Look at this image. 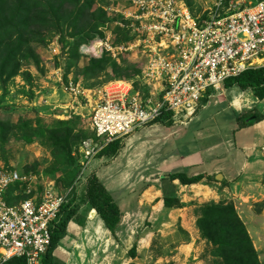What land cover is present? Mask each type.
I'll use <instances>...</instances> for the list:
<instances>
[{
	"label": "rangeland",
	"instance_id": "rangeland-1",
	"mask_svg": "<svg viewBox=\"0 0 264 264\" xmlns=\"http://www.w3.org/2000/svg\"><path fill=\"white\" fill-rule=\"evenodd\" d=\"M1 1L0 29L4 20L14 22L0 37V173L16 172L33 190L66 197L58 254L64 249L78 255L74 245H81L86 257L95 252L102 264H225L215 241L199 227L204 206L214 202L188 200L172 182L152 177L166 156L196 151L209 115H200L202 124L167 125L165 119L137 129L121 140L116 154L81 165L79 146L90 134L91 111L107 84L124 81L143 100L160 98L155 82L141 75L144 45L152 36L137 30L140 0H54L51 5L32 0L21 13L23 0ZM218 1L178 2L206 19ZM242 1L250 6L260 0ZM29 15L34 24L25 29L23 16ZM94 185L112 195L122 221L114 237H91L89 244L82 235L93 210L88 201ZM151 185L155 189L149 191ZM166 198L168 209L162 203Z\"/></svg>",
	"mask_w": 264,
	"mask_h": 264
},
{
	"label": "built area",
	"instance_id": "built-area-1",
	"mask_svg": "<svg viewBox=\"0 0 264 264\" xmlns=\"http://www.w3.org/2000/svg\"><path fill=\"white\" fill-rule=\"evenodd\" d=\"M178 1H139L137 30L152 36L144 45L141 75L155 82L160 98L143 100L124 81L107 84L91 111L90 134L79 146L83 167L165 114L186 126L204 100L223 94L227 80L264 68V0L250 6L219 0L206 19ZM28 181L16 172L0 173V264L20 258L40 264L66 204L64 195L38 192Z\"/></svg>",
	"mask_w": 264,
	"mask_h": 264
},
{
	"label": "crops",
	"instance_id": "crops-1",
	"mask_svg": "<svg viewBox=\"0 0 264 264\" xmlns=\"http://www.w3.org/2000/svg\"><path fill=\"white\" fill-rule=\"evenodd\" d=\"M236 89H227L223 95L209 99L198 111L199 116L193 118L192 121L202 124L203 116L200 119V115H209L205 118L207 123L202 124L203 130L209 132L207 135L203 130L202 135L198 133L197 141L201 145H197L196 151L182 150L166 156L153 168L152 177L161 180L173 173H186L190 178L205 176L195 185H181L174 181L172 188L185 191L183 197L188 200L198 197L215 204L232 205L264 262V99H257L249 91L239 93ZM210 114L216 119L218 116V121ZM250 116L251 120H258L248 123L249 120L245 119ZM153 189L154 185L148 187L149 191ZM88 220L82 236L89 244L93 242L91 237L97 236L101 240L107 237V233L111 235L94 210ZM74 248L78 255L64 249L58 254L56 249L54 264H60V261L66 264H102L96 259L95 252L86 257L83 246L74 245Z\"/></svg>",
	"mask_w": 264,
	"mask_h": 264
},
{
	"label": "trees",
	"instance_id": "trees-1",
	"mask_svg": "<svg viewBox=\"0 0 264 264\" xmlns=\"http://www.w3.org/2000/svg\"><path fill=\"white\" fill-rule=\"evenodd\" d=\"M27 1V0H26ZM23 0V6L19 7L17 11L22 7L25 8L26 5L32 0L27 2ZM36 1V0H33ZM54 0H48V4L51 5ZM4 3L0 0V4ZM35 9L37 4H35ZM34 11V10H32ZM31 12V10L28 11ZM27 11L23 10V15H26ZM31 14V13H30ZM30 16V15H29ZM0 20H3L2 12L0 11ZM34 20L31 16H23V28L28 29L29 26L33 25ZM7 22L6 28H11L14 19L4 20ZM2 21H0L1 25ZM45 23V22H43ZM5 27L0 29V37L6 33ZM225 89L237 88L240 91H249L257 99H264V68L257 70L250 69L239 75L238 77L231 78L227 80L224 84ZM134 92V91H133ZM160 97V95H159ZM204 100L203 103H206ZM165 119L169 120L167 125L172 123L170 114H165L160 117L155 123L162 122ZM251 116L247 117L245 120H249L248 123L253 120H258V118H253ZM121 140L111 143L103 152L99 154L98 157L106 154H116L120 148ZM205 176L188 177L186 173H173L162 180L165 181H178L181 185H195L202 181ZM89 205L96 211L99 219L103 222L104 227L111 233L114 237L118 231L121 221L122 214L119 206L114 201L112 195L107 192L101 185H94L92 189L89 190ZM12 200H9L11 202ZM66 205V204H65ZM62 208L61 213L65 210L66 206ZM163 205L165 209L171 207L170 198L163 200ZM210 203L204 206V211L202 214V220L199 221V227L203 232V235L209 239H213L217 245L216 252L223 256L225 264H264L260 260L259 253L255 250L253 242L247 233L244 223L241 221L237 215L234 207L232 205H221ZM61 217V214H60ZM66 223V222H65ZM64 230V221L59 223L52 234V240L50 248L48 249L46 255L42 259L40 264H54V253L58 247V244L62 238V231ZM130 254H134V248L131 250ZM6 264H26L24 259H12Z\"/></svg>",
	"mask_w": 264,
	"mask_h": 264
}]
</instances>
